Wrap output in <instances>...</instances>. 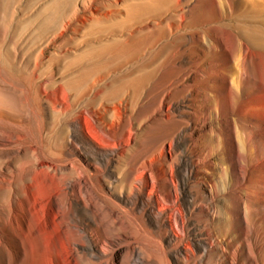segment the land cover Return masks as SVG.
I'll use <instances>...</instances> for the list:
<instances>
[{
	"label": "bare ground",
	"instance_id": "obj_1",
	"mask_svg": "<svg viewBox=\"0 0 264 264\" xmlns=\"http://www.w3.org/2000/svg\"><path fill=\"white\" fill-rule=\"evenodd\" d=\"M41 1L0 0V147L29 138L34 144L30 149L32 156L29 159V168L48 166L41 161H55L57 155H54L53 149L58 146L60 126L67 128L69 134L77 133L83 138L85 129L82 121H89L92 109H98L99 116L103 118L104 111H110L104 109V102H115L132 112L125 124L123 123V133L129 131L130 136L133 134L132 119L137 123V139H140L148 128L157 125L165 134L163 144L168 143L170 147L169 156L160 154L151 157L150 154H141L138 149H133L131 138L125 143L126 146L122 143L116 146L110 135L98 138L107 145L104 147V158L110 162L112 156H115L121 183L135 196L136 204L141 205L142 215L136 218L134 226L136 246L132 250L133 257L137 261H149L151 250L157 253L155 260L158 264H169L168 255L172 252L176 264H196L195 260L198 259L225 257L220 251L227 253L234 241L229 232L236 216L240 227V236L236 240L240 245L238 258L243 264H264V231L254 226V216L249 215L248 201L241 196L238 215H230L227 207L225 215H218L215 211L216 202L220 197L219 179L223 176L225 164H228L233 177L230 187L234 183L239 184L241 188L249 184V154L243 147L244 144L242 146L241 142L237 141L233 117L236 91L233 84L228 82V76L223 77L227 102L222 112L218 94L210 81L217 73L206 70L202 65L204 59H189L184 64V59H63L70 52L68 47L74 42L83 43L88 39L103 38L101 1ZM78 1L81 2V8L76 7ZM154 1L152 8L156 10V20L152 22L154 15L150 11L137 16V12L144 8L143 0H136V5L128 8L127 17L130 22L133 21V30L130 33L138 34L152 27H163L172 23L178 28L185 27L190 23V17L197 7V0L192 4L181 0ZM114 2L119 4L121 0ZM234 2L236 0H228L230 4ZM136 7L138 11L134 13L132 9ZM31 10L34 13L27 17ZM104 18L108 19L107 16ZM84 46L87 50V45ZM48 47H53L55 52L46 55ZM225 60L228 62L231 59ZM177 62L179 65H175ZM116 71L121 73L120 77L111 74ZM238 77L241 78V74ZM59 91L63 93L64 101L58 99ZM116 106L114 104V108L118 109ZM45 110L51 114V122L47 124L44 118ZM223 125L228 128L227 142L235 156L233 160L229 158L223 139ZM91 143H94V140L90 138L81 140L86 149L93 147ZM181 143L186 147L190 169H194L195 182L199 185L196 192L200 197L204 196V203L200 205V213L203 215L199 213V219L196 218L197 236L193 241L185 240V243L172 222H168V218L162 214H157L151 205L152 199L145 196L148 187H151V194L157 190L152 164L160 163L163 169L173 174L176 165L175 151ZM9 155L10 153L0 152V189L12 184L10 172L13 164L8 161ZM34 156L36 157L33 158ZM74 161L84 175L91 178L92 174L87 167L77 159ZM61 162L60 164H63L64 160ZM75 165L66 167L69 181L74 178ZM8 191L9 198L15 204L17 190ZM64 193L68 197L67 190ZM100 193L113 207L104 209V214L118 215L115 209L118 210L119 206L114 198L105 191L104 194ZM76 205L77 208L83 207L80 202ZM166 209L172 211V217L176 212L181 215L184 227L186 221L183 210L173 207ZM7 213L6 210L0 209V264H39L40 240L31 222V216L6 215ZM192 214L191 210L189 215ZM147 225L158 230L155 232ZM74 227L76 230L71 232L72 240L82 249V252H79V248L75 247L78 264H93L90 256L102 258L103 256L94 252L98 248L88 233L90 222L82 221ZM169 231L173 233L171 236H168ZM129 243L130 240H125L124 245ZM192 245L196 253L192 251ZM129 251L127 250L128 255Z\"/></svg>",
	"mask_w": 264,
	"mask_h": 264
},
{
	"label": "rangeland",
	"instance_id": "obj_2",
	"mask_svg": "<svg viewBox=\"0 0 264 264\" xmlns=\"http://www.w3.org/2000/svg\"><path fill=\"white\" fill-rule=\"evenodd\" d=\"M79 1L76 7L81 8L82 5ZM100 1V14L104 20L103 38L101 40L88 39L83 43L74 42L73 46L68 47L70 52L63 59H184L182 60L183 64L189 59H204L202 65L206 70L217 73L210 78V81L218 94L221 111L227 102L223 80L225 76H228V82L233 84L236 91L233 100L235 105L233 117L237 141L239 140L242 146L244 144L243 147L249 154V184L241 188L239 184L234 183L230 187L233 177L228 164H225L223 167L224 177L219 179L220 197L216 202L215 211L218 215H225L227 207L230 215H238V205L242 196L248 201L249 215L254 216L252 219L255 221H252L254 226L264 231V0H236L233 4L228 3V0H197L196 2L195 0H181L189 1V4L195 2L197 5L196 13L191 15L189 24L178 28L172 23L163 27H152L150 30L138 34L130 33L133 30V21L130 22V18L127 17L128 8L136 5V0H121L119 4H114V0ZM143 1L144 8L141 12L138 11V7L132 11L134 13L138 11L137 16L150 11L154 15L151 22L156 20V10L152 8L155 1ZM41 3H44L43 0ZM39 5L43 4L39 3ZM32 13H34L33 10L29 11L27 17ZM104 16H107L108 19ZM136 27H140V25H136ZM169 41L170 43H168ZM84 45H87V50ZM52 52H55L53 47L46 49V55H50ZM225 59L231 60L227 62ZM175 65H179V62ZM111 74L116 77L121 76L119 71ZM240 74L241 78L238 77ZM62 94L61 91L57 94L60 101H64ZM114 104L118 106V109L114 108ZM105 108L110 111H104L103 118L99 116L98 109L94 108L89 121H82L85 129L83 138L77 133L69 134L67 128L60 126L58 146L53 149L54 155H57V157L54 156L55 161H41L48 166L38 165L34 169L29 168L28 163L32 156L30 149L34 146L33 141L29 138L0 147L1 153H10L8 161L13 164V169L10 172L12 184H7L4 189H0V209L6 210L8 212L6 215L31 216V222L40 240L39 264H78L75 247L79 248V252H82V249L73 242L71 232L76 230L74 226L82 221L90 222L88 233L98 248L94 252L103 256L102 258L90 256L93 264H158L155 260L157 253L153 250L150 251L149 261H137L133 257L132 250L136 246L134 226L136 218H140L142 215L141 205L136 204L135 196L129 192L127 186L121 183V174L115 156H112L113 159L110 162L104 158V147L107 145L98 138L110 135L111 141L116 146L120 143L126 146L125 143L131 138L133 149H138L141 154H150L151 157H157L160 154L169 156V144H163L162 140L165 134L163 129L157 125L148 128L144 135L137 139L135 134L137 123L134 119H132V128L134 129L131 131L133 134L130 136L129 131L123 133L122 130H125L123 123L125 124L132 112L128 109L125 110L115 102H104ZM44 118L46 124L51 122V114L47 110L44 111ZM222 129L229 158L233 160L235 156L227 142L228 128L223 125ZM87 138L94 140V143H91L93 147L86 149L81 144V140ZM112 147L114 146L112 145ZM175 152L176 165L173 174L169 170L163 169L160 163L152 164L157 190L151 194V187H148L145 190V196L152 199L151 205L157 214H162L168 218V222H172L176 231H179L178 235L184 238L185 243V240L193 241L197 236L196 218L200 217L198 215L201 209L200 205L204 203V196L200 197L196 192L199 185L195 182L194 169H190V160L187 157L184 144L181 143ZM63 155L65 156L63 157ZM72 157L75 158L70 159ZM75 159L87 167L92 174L91 178L84 175L79 165H75ZM59 161H62L63 164H60ZM70 164L75 165V175L71 181L67 179L68 171L66 172V167ZM7 189L17 190L19 197L16 195L15 204L9 198ZM65 190L68 192V197L64 193ZM104 191L108 195L110 194L109 196L114 198L113 200L119 206L118 210L115 209L118 215L104 214V209L113 208L101 195L100 192L104 194ZM67 198L68 200H66ZM159 200L162 201L159 202ZM77 202H80L83 207L77 208ZM167 207L183 210L185 213L183 217L186 221L184 227L181 215L176 212L172 217V211L166 209ZM191 210L193 214L189 215ZM87 215L91 218L89 219ZM239 228L235 216L229 232L230 238L232 237L234 241L227 253L220 251L225 257H214L209 260L198 259L195 260L196 264H231L234 261V264H243L242 260L238 258L240 245L236 241L240 236ZM150 229L155 232L158 230L156 227L154 229L150 227ZM172 234L169 231L168 236ZM155 235L157 236V233ZM125 240H130L129 245H124ZM191 247L192 251L196 253L195 247L193 245ZM127 250H130V255ZM168 256L169 264H176L174 253L172 252Z\"/></svg>",
	"mask_w": 264,
	"mask_h": 264
}]
</instances>
